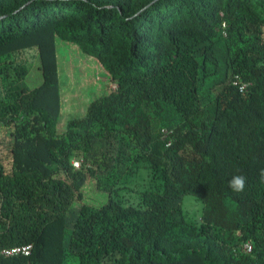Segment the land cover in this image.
<instances>
[{
	"label": "trees",
	"instance_id": "1",
	"mask_svg": "<svg viewBox=\"0 0 264 264\" xmlns=\"http://www.w3.org/2000/svg\"><path fill=\"white\" fill-rule=\"evenodd\" d=\"M59 44L105 83L66 120ZM24 245L0 264H264V0H0V250Z\"/></svg>",
	"mask_w": 264,
	"mask_h": 264
},
{
	"label": "rangeland",
	"instance_id": "2",
	"mask_svg": "<svg viewBox=\"0 0 264 264\" xmlns=\"http://www.w3.org/2000/svg\"><path fill=\"white\" fill-rule=\"evenodd\" d=\"M58 49L59 61L62 69L59 75L62 101L61 117L62 119L66 120L72 117L74 113L79 116L84 115L85 110H83V112H80V102L89 101L90 99H93L94 97L98 96V93H100V91L102 92L105 83L100 82L99 79H97L96 77L97 75L88 72L86 68L83 70L78 69L79 64L75 60L74 55L72 56V59L70 57V47H67L64 44H59ZM24 58L29 63H34V51L26 52L24 54ZM32 73L36 74V77L33 78V80L31 78L27 79V83L30 87L37 86L41 82L39 72L32 71ZM94 78L95 81L100 83L94 82ZM87 197L89 198L90 196ZM182 206L185 211L186 217L190 221H198L202 207L200 201H198L191 195H186L183 198Z\"/></svg>",
	"mask_w": 264,
	"mask_h": 264
},
{
	"label": "built area",
	"instance_id": "3",
	"mask_svg": "<svg viewBox=\"0 0 264 264\" xmlns=\"http://www.w3.org/2000/svg\"><path fill=\"white\" fill-rule=\"evenodd\" d=\"M245 86H241L240 90L242 91ZM74 166H78L77 162H74ZM243 249L249 253L251 252V246L246 243L243 247ZM31 246L30 245H24V246H16L8 249L0 250V258L1 257H15V256H28L30 254Z\"/></svg>",
	"mask_w": 264,
	"mask_h": 264
},
{
	"label": "clouds",
	"instance_id": "4",
	"mask_svg": "<svg viewBox=\"0 0 264 264\" xmlns=\"http://www.w3.org/2000/svg\"><path fill=\"white\" fill-rule=\"evenodd\" d=\"M246 178L243 175H236L229 181V187L236 192L244 190Z\"/></svg>",
	"mask_w": 264,
	"mask_h": 264
}]
</instances>
